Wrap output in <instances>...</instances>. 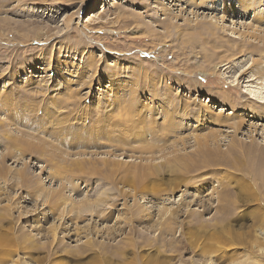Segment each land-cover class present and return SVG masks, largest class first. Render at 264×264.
<instances>
[{"label": "rangeland", "instance_id": "374dc122", "mask_svg": "<svg viewBox=\"0 0 264 264\" xmlns=\"http://www.w3.org/2000/svg\"><path fill=\"white\" fill-rule=\"evenodd\" d=\"M224 1L0 6V264H264V0Z\"/></svg>", "mask_w": 264, "mask_h": 264}, {"label": "bare ground", "instance_id": "6f19581e", "mask_svg": "<svg viewBox=\"0 0 264 264\" xmlns=\"http://www.w3.org/2000/svg\"><path fill=\"white\" fill-rule=\"evenodd\" d=\"M15 2H17V4H20L21 3V0H14ZM23 1V0H22ZM203 2H202V4H201V6L202 7H205V8H208V7H210L209 5H207L206 3H204V1L205 0H202ZM206 1H208V2H210V4H212L211 6L213 7L214 5L213 4H215V2L216 1H219V0H206ZM223 1V0H222ZM186 2H188V3H192V4H196L197 5V2H196V0H186ZM10 3V0H0V6H6V5H8ZM244 3V2H243ZM249 5V4H248ZM18 6H20V5H18ZM243 6L244 5H242L241 4V6H240V8L242 7V9H244L243 8ZM215 7V6H214ZM252 6L250 5V6H247V8H251ZM246 8V7H245ZM213 10V9H212ZM223 10H224V12H226V11H230V12H234L235 11V8L234 7H232L231 6V3H227V1L225 0L224 2H223ZM257 18V17H256ZM258 22L259 23H264V15H262V14H259L258 15ZM205 27H201L202 28V30L204 29L206 32H208V34H209V36L210 37H213L214 36V34H213V31H216L217 29L214 27V26H211V25H209V24H205L204 25ZM250 37H253V35H250ZM254 38H255V36H254ZM263 39V38H262ZM242 45L244 46V47H249V49H250V51L251 52H254V51H256V50H258L259 52H264V50L263 49H259V48H257L256 46H253L252 44H249V43H246V42H242ZM263 54V53H262ZM262 58H264V55L262 56ZM255 69L257 70V76H259V77H263L264 76V73L262 72V71H259V66L257 65V66H255ZM251 70H254L253 68H251ZM246 73H248V72H246ZM248 78V79H246V81L245 82H251V81H254L255 79H256V77L255 78H253L252 76H250V75H248V74H245V73H243L241 76H240V78H241V80H242V82H244L243 81V79H245V78ZM239 84V82H237L235 85H238ZM231 86H233V85H231ZM259 86V85H258ZM262 87V86H261ZM261 87H253V86H251V88H248L249 90H246V91H243L242 93L240 92V96L239 97H241V98H243L242 100L243 101H245V102H248V103H256V104H262V105H264V95H263V93L261 92V90H263V89H260ZM264 91V90H263ZM6 93V92H5ZM261 95V96H260ZM246 98V99H245ZM5 101V104H6V100H4ZM209 103L211 102V100H209L208 101ZM244 103V102H243ZM8 104V103H7ZM241 104V103H240ZM238 106V105H237ZM5 107V106H4ZM220 111H224V109H222V110H220ZM234 124H232V127H233V125L235 126V127H233V130L236 132L237 130H239V128H240V126L242 125L241 123L240 124H236V122H233ZM232 129V128H231ZM232 130V131H233ZM6 137V136H5ZM7 139V138H6ZM10 140V139H9ZM15 140V139H14ZM11 141H13V140H11ZM14 142V141H13ZM26 142H28V141H26ZM212 142V141H211ZM22 143V142H21ZM43 143V142H42ZM24 144V143H23ZM38 144V143H37ZM17 145V144H16ZM20 145V144H19ZM31 145V148H32V150H38V149H40V150H42L43 151V153H44V146H42L41 148H39L38 146H36V145H34V144H30ZM23 146V145H22ZM41 146V145H40ZM35 147V148H34ZM206 147V146H205ZM27 148V147H26ZM251 150H252V147H251ZM250 150V147L248 148V149H244L242 152H240L239 151V154L238 155H240L241 157H243V158H248L249 160H251V159H253L254 158V160L257 162V163H255V164H258V167H259V169L260 168H264V157L263 156H261V153L260 152H257V150H255V149H253V151H251ZM45 152H46V150H45ZM236 152H237V150H236ZM201 154V155H200ZM199 154V156H201L203 159H205L204 161H206V158H208L209 159V157L211 156H209V152L208 153H206V154H203V153H200ZM208 155V156H207ZM237 155V154H236ZM237 155V156H238ZM198 156V155H197ZM196 156V157H197ZM217 156V155H216ZM219 156H221V154H219ZM221 157H223L224 159H225V157L224 156H221ZM220 157V158H221ZM240 157V158H241ZM198 158V157H197ZM213 158V157H212ZM242 158V159H243ZM208 159H207V162H208ZM210 159H211V157H210ZM217 159H218V157H217ZM239 159V158H238ZM74 162H71V163H69L68 164V166H67V164H65V162L66 161H64V160H62L61 161V164L60 165H58L57 166V168L58 169H60L61 171H65V172H69V174H70V172H72L73 174L75 173H81V172H84L85 171V169H84V162L82 161V159H77V158H75V159H72ZM199 161V160H198ZM216 161H218V160H216ZM252 161V160H251ZM254 161V162H255ZM253 162V161H252ZM211 163V162H210ZM78 173V174H79ZM68 174V175H69ZM82 174V173H81ZM19 178V177H18ZM35 188V190H37L38 188H39V186H37L36 185V187H34ZM36 193V192H35ZM41 193H42V191H41ZM46 193V192H45ZM41 194H37V196H40ZM42 196V195H41ZM44 196V195H43ZM103 197V194H100V196H98L97 197V199L99 198L100 199V197ZM48 198V197H47ZM47 200V199H46ZM95 203H99L98 201H96ZM94 204V203H93ZM92 204V206H84V208H82V206L80 207V209H79V213H76L77 214V216H82L83 214H86V212H89V213H92L94 210H95V212H96V208H97V205L95 204V205H93ZM79 205H80V203H79ZM229 213V212H228ZM228 213H225V212H221V221H224L225 220V218L227 217V215L226 214H228ZM91 215V214H90ZM97 215V214H96ZM135 216V215H134ZM224 216H225V218H224ZM140 217V216H139ZM76 218V217H75ZM142 221V220H141ZM140 221V222H141ZM263 222H264V217H263ZM126 224V223H125ZM124 224V225H125ZM130 224V223H129ZM153 225V224H152ZM158 225V224H157ZM161 224H159V226H160ZM215 225H217V224H215ZM165 226L167 227L168 225H165L164 223L161 225V228L165 231ZM135 227V226H134ZM158 227V226H157ZM117 228H118V226H117ZM159 228V227H158ZM154 229V228H153ZM157 230V229H156ZM200 231H203V230H205V228H200L199 229ZM198 230V232H200ZM122 231V230H121ZM126 231V230H125ZM149 231V230H148ZM147 231V232H148ZM160 231V230H159ZM119 232V231H118ZM172 232V231H171ZM107 233H109V232H107ZM119 233H121V232H119ZM158 234H160V233H158ZM141 235V234H140ZM143 235H144V233H143ZM142 236V235H141ZM145 236V235H144ZM142 238V237H141ZM161 238V237H160ZM143 239V238H142ZM146 239V237L143 239V241ZM153 240V239H152ZM151 240V241H152ZM159 240H161V239H159ZM146 241V240H145ZM156 241V240H155ZM119 242V241H118ZM161 242H163V240L161 241ZM27 243H29L28 241H23V244H25V245H27ZM117 245V244H116ZM123 245V244H122ZM118 246V245H117ZM120 246V245H119ZM124 246H126V245H124ZM132 246H134L133 244H132ZM154 246V245H153ZM156 247V245L154 246V248ZM117 248H119L118 249V251H117V254L115 255V256H117V259H119V258H122V252H123V249H122V247L120 248V247H117ZM127 248V247H126ZM133 248V247H132ZM160 248H161V246H160ZM128 249V248H127ZM81 250V249H80ZM116 252V251H115ZM124 253V252H123ZM126 253V252H125ZM125 256V255H124ZM155 260V259H154ZM136 261V260H135ZM148 261V260H147ZM162 261H156V263L155 264H162L161 263ZM152 263H153V261H152ZM153 263V264H154ZM151 264V263H150Z\"/></svg>", "mask_w": 264, "mask_h": 264}]
</instances>
